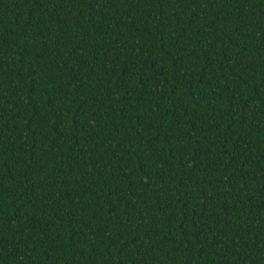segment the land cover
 Masks as SVG:
<instances>
[{"label":"trees","instance_id":"obj_1","mask_svg":"<svg viewBox=\"0 0 264 264\" xmlns=\"http://www.w3.org/2000/svg\"><path fill=\"white\" fill-rule=\"evenodd\" d=\"M0 264H264V0H0Z\"/></svg>","mask_w":264,"mask_h":264}]
</instances>
